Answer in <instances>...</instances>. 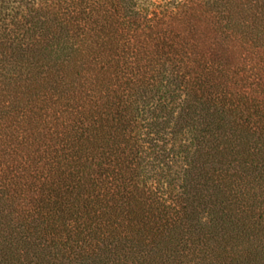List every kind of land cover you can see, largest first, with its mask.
Wrapping results in <instances>:
<instances>
[{
	"label": "trees",
	"instance_id": "1",
	"mask_svg": "<svg viewBox=\"0 0 264 264\" xmlns=\"http://www.w3.org/2000/svg\"><path fill=\"white\" fill-rule=\"evenodd\" d=\"M0 264H264V0H0Z\"/></svg>",
	"mask_w": 264,
	"mask_h": 264
},
{
	"label": "rangeland",
	"instance_id": "2",
	"mask_svg": "<svg viewBox=\"0 0 264 264\" xmlns=\"http://www.w3.org/2000/svg\"><path fill=\"white\" fill-rule=\"evenodd\" d=\"M159 12L161 11V8H159V10H158Z\"/></svg>",
	"mask_w": 264,
	"mask_h": 264
}]
</instances>
